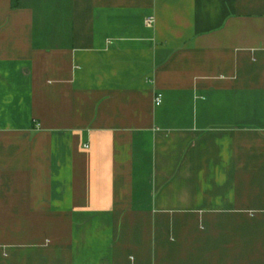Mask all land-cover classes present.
Here are the masks:
<instances>
[{
  "label": "crops",
  "instance_id": "0c3cea01",
  "mask_svg": "<svg viewBox=\"0 0 264 264\" xmlns=\"http://www.w3.org/2000/svg\"><path fill=\"white\" fill-rule=\"evenodd\" d=\"M0 264H264V0H0Z\"/></svg>",
  "mask_w": 264,
  "mask_h": 264
},
{
  "label": "built area",
  "instance_id": "2783aa9c",
  "mask_svg": "<svg viewBox=\"0 0 264 264\" xmlns=\"http://www.w3.org/2000/svg\"><path fill=\"white\" fill-rule=\"evenodd\" d=\"M147 22H148V23H151V22H152V19L149 18V19L147 20ZM155 101H156L157 104H161V103H162V96H161V94H159V95L156 96Z\"/></svg>",
  "mask_w": 264,
  "mask_h": 264
}]
</instances>
